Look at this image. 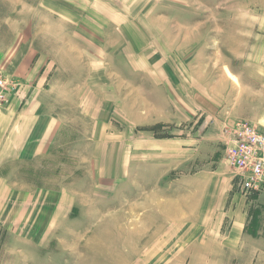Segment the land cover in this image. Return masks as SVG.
Wrapping results in <instances>:
<instances>
[{
	"label": "rangeland",
	"instance_id": "374dc122",
	"mask_svg": "<svg viewBox=\"0 0 264 264\" xmlns=\"http://www.w3.org/2000/svg\"><path fill=\"white\" fill-rule=\"evenodd\" d=\"M0 50L34 51L56 119L0 169V264H264V215L240 236L216 195L239 192L223 129L264 134V0H0Z\"/></svg>",
	"mask_w": 264,
	"mask_h": 264
},
{
	"label": "crops",
	"instance_id": "0c3cea01",
	"mask_svg": "<svg viewBox=\"0 0 264 264\" xmlns=\"http://www.w3.org/2000/svg\"><path fill=\"white\" fill-rule=\"evenodd\" d=\"M253 51L256 53L254 60L259 53L263 56V58L260 56L261 62L258 60L253 62L252 70L253 74L260 75H256L255 81L264 86V50L263 52ZM33 62V50H0V65L3 67L6 63V69L13 72L11 77H17L15 79L21 81L22 87L20 93H11L8 96V103L0 106V169L19 166L18 162L21 161H31L36 158L39 151L43 155L46 154L51 148L53 133H56V131L53 132V123L56 119L46 115L41 99L40 85L43 80L39 75L42 69L40 64ZM262 114L258 124L261 125L260 131L264 132V112ZM216 195L222 200L229 198L234 204L236 213H240V236L246 232L252 239H261L258 231L263 229L261 217L264 215V207L260 206L254 213L247 208L253 203L264 205V195L244 196L238 190L224 191ZM258 214L260 226L257 225V218H255ZM252 218L254 226L251 224ZM254 231L256 234H253ZM240 243H243L241 239Z\"/></svg>",
	"mask_w": 264,
	"mask_h": 264
},
{
	"label": "built area",
	"instance_id": "2783aa9c",
	"mask_svg": "<svg viewBox=\"0 0 264 264\" xmlns=\"http://www.w3.org/2000/svg\"><path fill=\"white\" fill-rule=\"evenodd\" d=\"M0 75V85H3ZM3 96V93H1ZM224 160L235 171L239 192L264 195V134L245 122L223 129Z\"/></svg>",
	"mask_w": 264,
	"mask_h": 264
},
{
	"label": "bare ground",
	"instance_id": "6f19581e",
	"mask_svg": "<svg viewBox=\"0 0 264 264\" xmlns=\"http://www.w3.org/2000/svg\"><path fill=\"white\" fill-rule=\"evenodd\" d=\"M230 77L233 80V82H236V79L233 76L230 75Z\"/></svg>",
	"mask_w": 264,
	"mask_h": 264
}]
</instances>
